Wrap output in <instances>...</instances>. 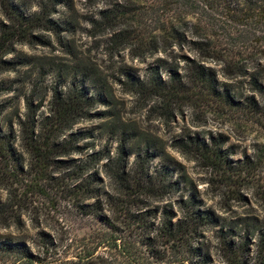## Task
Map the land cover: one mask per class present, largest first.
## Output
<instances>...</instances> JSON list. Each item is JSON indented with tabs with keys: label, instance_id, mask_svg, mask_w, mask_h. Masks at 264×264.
I'll return each instance as SVG.
<instances>
[{
	"label": "trees",
	"instance_id": "trees-1",
	"mask_svg": "<svg viewBox=\"0 0 264 264\" xmlns=\"http://www.w3.org/2000/svg\"><path fill=\"white\" fill-rule=\"evenodd\" d=\"M85 4L94 10L93 16L80 17L73 0H0V76L22 65L10 58L18 45L49 47L54 41L73 59L61 68L67 89H54L48 114L38 117L42 104L35 106L32 94L25 98L27 113L14 130L13 122H7L10 104L0 105V183L9 188L23 185L47 197L53 190L69 193L81 214L99 220L103 230L93 251L86 252L87 264H116L118 258L129 264H214L204 231L222 226L223 219L202 209L185 167L163 151L159 138L148 136L114 110L92 113L96 106L111 107L114 98L108 85L73 52L69 39L82 27V19L89 25L84 28L89 37L107 36L113 53L128 51L133 60L147 64L144 74L125 69L118 83L151 118L167 125L187 111L198 114L214 105L262 121L264 50L255 44H264V0ZM245 80L251 95L241 93L234 83ZM11 91L9 81L0 84V94ZM92 117L107 119L103 131L119 143L117 157L84 142L94 132L76 126ZM226 142L223 135L194 133L174 138L170 147L221 177L228 194L240 196L238 182L248 176L252 163L249 158L231 160L236 152L225 149ZM156 158L162 165L153 168ZM178 194L176 211L155 205ZM8 213L0 206V217ZM248 227L257 239L253 251L248 238L236 241L235 227L218 231L219 264H264V230ZM40 235L45 245L53 246L45 233ZM100 248L114 253L116 260H92ZM9 257L41 261L23 241L0 234V260Z\"/></svg>",
	"mask_w": 264,
	"mask_h": 264
},
{
	"label": "rangeland",
	"instance_id": "rangeland-1",
	"mask_svg": "<svg viewBox=\"0 0 264 264\" xmlns=\"http://www.w3.org/2000/svg\"><path fill=\"white\" fill-rule=\"evenodd\" d=\"M73 1L80 17L94 15V10L86 6L85 0ZM37 10L38 8L34 6L32 12ZM80 24L82 27L69 39L71 49L108 85L114 98L111 107L96 106L92 113L114 110L122 115L124 121L133 124L147 135L159 138L166 147L163 151L185 167L193 181V191L202 201V209H211L219 215L223 219L224 231L235 227L234 230L239 234L236 241L248 238L253 251L257 239L253 235V228L248 226H256L264 230V119L257 121L248 115L220 109L216 105L200 110L198 114L187 111L183 117L178 116L175 122L168 125L162 120L151 118L147 110L142 109L118 83L119 79L124 80L122 72L125 69L130 68L136 73L144 74L147 64L133 60L128 51L113 53L107 36L89 37L84 30L89 28L87 21L81 19ZM255 47L264 50V44L257 43ZM16 50L15 55L10 58L21 60L22 65L18 66L16 71L6 72L0 76V84L9 81L13 87V91L0 94V105L10 104L11 108L6 113L7 122H13L14 130H18V120L23 119L27 113L25 98L32 94L36 100L34 105L42 104L38 117L48 114L54 89L58 91L67 89L62 85L66 73L61 71V68L73 64L71 55L66 54L54 41L49 47L18 45ZM249 52L252 53L253 50L250 49ZM243 57L245 58L246 55ZM260 61L262 62L261 70L259 69L260 77L264 82V57ZM211 65L220 70V66L216 63ZM245 82L237 84L234 81L236 86H240L241 93L251 95L248 81ZM106 121L107 119L98 117L88 118L81 121L76 129L94 132V137L84 142L92 144L96 150L111 151V156L115 158L119 154V143L112 140L109 133L103 131L102 125ZM7 128L9 129V126ZM194 133L215 137L223 135L227 139L224 148L236 152L230 157L231 160L236 163L243 162L246 158L250 159L253 169L248 176L243 175L242 178L245 180L238 182L236 188L240 196L228 194V188L224 187L221 177H217L196 162L188 161L180 152L170 147L174 138L194 135ZM128 162L130 167L134 157ZM161 165L160 158L153 161V168ZM63 173L62 171L61 175ZM48 194L47 197L35 193L23 185L9 188L0 183V206H5L6 210H9L7 217H0V234L23 241L33 256H38L41 260L28 263L9 257L0 260V264H87L86 252H92L98 243L96 236L103 230L101 222L93 216L81 214L76 207L75 199L69 193L53 190ZM178 198L179 194L156 202L155 205L161 208L168 206L176 211L175 200ZM222 226L207 228L204 231V241L213 255L214 264L221 262V245L217 233ZM40 233H45L48 240L53 241V246L45 245ZM105 250L103 248L95 250L92 260H96L98 256L116 260L114 253ZM108 262L110 263V260ZM116 264H129V262L118 258Z\"/></svg>",
	"mask_w": 264,
	"mask_h": 264
}]
</instances>
